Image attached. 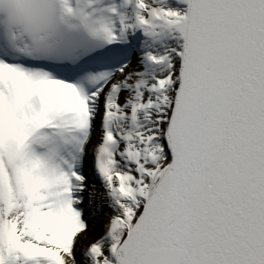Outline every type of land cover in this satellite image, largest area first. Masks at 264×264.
Instances as JSON below:
<instances>
[{
  "label": "snow or ice",
  "instance_id": "6c2138e0",
  "mask_svg": "<svg viewBox=\"0 0 264 264\" xmlns=\"http://www.w3.org/2000/svg\"><path fill=\"white\" fill-rule=\"evenodd\" d=\"M0 264H264V0H0Z\"/></svg>",
  "mask_w": 264,
  "mask_h": 264
}]
</instances>
